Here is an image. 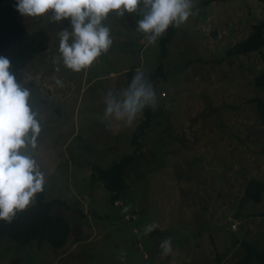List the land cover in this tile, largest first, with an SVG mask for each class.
Masks as SVG:
<instances>
[{"label": "rangeland", "instance_id": "1", "mask_svg": "<svg viewBox=\"0 0 264 264\" xmlns=\"http://www.w3.org/2000/svg\"><path fill=\"white\" fill-rule=\"evenodd\" d=\"M194 4L198 14L174 27L164 57L158 40L149 44L136 31L141 14L111 13L103 22L111 46L79 73L53 63L58 32L69 22L20 14L29 31L49 36L48 50L16 74L41 122L37 147L28 152L45 173L46 199H63L73 211H52L70 224L61 247L0 236V264H239L242 242L264 247V191L258 203L244 198L250 179L264 182V126L249 100L264 97L253 83L264 70V47L226 55L264 19V0ZM158 64L160 73L148 77ZM137 70L153 84L162 110L134 145L143 116L122 128L104 121L103 112L106 94L127 87ZM136 148L127 186L112 203L103 182L91 181L92 165L107 168ZM168 237L172 251L163 256L159 245Z\"/></svg>", "mask_w": 264, "mask_h": 264}, {"label": "clouds", "instance_id": "2", "mask_svg": "<svg viewBox=\"0 0 264 264\" xmlns=\"http://www.w3.org/2000/svg\"><path fill=\"white\" fill-rule=\"evenodd\" d=\"M15 7L25 17L47 16L55 24L69 22L70 29L58 32L59 55L53 57V63L75 73L89 68L111 46L110 29L103 23L111 13L117 17L141 14L136 31L149 44L161 38L170 26L179 28L198 14L194 0H16ZM56 83L62 85L59 79ZM31 95V90L18 81L12 61L0 55V221L7 223L34 206L46 183L45 173L28 152L29 148L36 149L41 133ZM104 104V121L130 128L145 108L154 110L158 101L153 84L144 71L137 70L127 87L106 94ZM159 247L167 256L172 251V238L164 239Z\"/></svg>", "mask_w": 264, "mask_h": 264}, {"label": "trees", "instance_id": "3", "mask_svg": "<svg viewBox=\"0 0 264 264\" xmlns=\"http://www.w3.org/2000/svg\"><path fill=\"white\" fill-rule=\"evenodd\" d=\"M15 5L16 0H0V55L7 56L12 61L13 70L17 74L38 54L48 50L49 36L42 28L29 31L20 20V13L16 11ZM174 32L175 28L170 26L166 33L158 39L159 56H165L166 45L171 41ZM262 47H264V19L253 25L246 38L227 49L226 55L230 57L248 55ZM160 67L158 64L155 70L148 74V77L160 73ZM127 72L132 73V69ZM128 82H131V76H128ZM253 83L256 87L264 88V70L253 77ZM249 100L255 103L259 122L264 126V97L257 95L249 98ZM161 110L162 108L158 104L154 110L152 108L144 109L143 118L132 133L131 142L134 145L138 143V138L144 133L151 120L161 113ZM134 151L133 154L123 156L118 162L107 168L96 164L92 165L91 181L99 179L103 182V186L110 193L109 199L112 203L120 200L121 193L127 186L124 173L134 161L138 148ZM262 151L264 152V146ZM263 191L264 182L252 178L245 186L244 198L253 203H258L262 199ZM55 206L65 207V209L73 211L63 199H46L45 192H43L37 195L34 206H29L25 211L17 213L11 223L0 221V236H7L19 245H25L36 239L38 244L46 240L54 247L63 246L70 234V224L65 217L52 213ZM136 218L137 215L132 212L127 219L133 222ZM241 245L244 252L237 260L239 264H251L253 261L264 264V247L257 248L245 241Z\"/></svg>", "mask_w": 264, "mask_h": 264}]
</instances>
